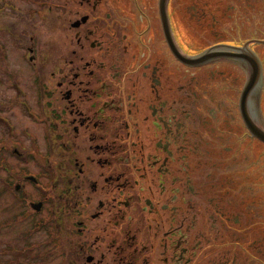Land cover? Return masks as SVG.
Listing matches in <instances>:
<instances>
[{"label": "flooded vegetation", "instance_id": "obj_1", "mask_svg": "<svg viewBox=\"0 0 264 264\" xmlns=\"http://www.w3.org/2000/svg\"><path fill=\"white\" fill-rule=\"evenodd\" d=\"M0 7L15 18L0 37L13 91L0 121L18 128L17 108L35 123L10 147L25 162L39 160L26 140L43 147L47 165L8 173L2 138V191L18 177L17 206L33 219L52 207L35 225L60 215L67 264H264V142L244 118L264 131V0ZM251 56L259 78L244 98ZM42 177L33 198L26 184Z\"/></svg>", "mask_w": 264, "mask_h": 264}, {"label": "rangeland", "instance_id": "obj_2", "mask_svg": "<svg viewBox=\"0 0 264 264\" xmlns=\"http://www.w3.org/2000/svg\"><path fill=\"white\" fill-rule=\"evenodd\" d=\"M2 1L3 0H0V6ZM12 19L15 18L13 17ZM12 19H6V12L0 7L1 38L4 32V27L6 26V24H10V20ZM40 30L43 36V34L46 33L45 27H40ZM261 49H263L264 52V46L258 47V50L261 51ZM261 54L264 61V53ZM1 71L0 58V77L2 76ZM5 92L8 94L13 93L12 90L9 91L6 86L4 87L0 84V102L3 101V99L1 98ZM262 98L264 113V93L262 94ZM16 111L17 108L11 109V116L9 117V119L12 123L14 121L18 128H14L12 131H9L5 124L0 121V141L2 138H5L7 140L6 143L9 151L6 158L8 161L7 172H13L14 174L15 172H18L23 166L28 169L27 172L31 171L33 173H36L37 171H46V161L42 159L45 152L43 150V147L37 146L38 148H35L36 146H32L30 141L26 140V142L24 143V145L27 144L26 150L32 151V154L31 152L25 151L27 152L28 156L35 155L34 150H36L39 154L35 155L37 158H39V160H34L33 162L22 161V159H17L13 154V149L10 147V144L14 138H23V131L19 129L22 125L29 124L31 128L33 127V129L35 128L37 131L40 130L35 123H33L32 125V122L24 117L23 114L22 116L17 113L15 114ZM12 112H14V114ZM0 115L3 116V113H0ZM13 133L16 134V137H13ZM17 150L20 152L23 151V149L21 150L18 147ZM0 152V156L2 154L5 155L6 149L0 148ZM30 160H33L32 157L30 158ZM23 162L25 165L23 164ZM21 163L23 164V166ZM3 173L4 171L0 165V264H67L65 254L63 256L60 255V250L66 248V245L62 240L63 235L61 232H59V228L62 224V218H60V215L56 213V215L54 214L55 220L47 223L41 220L40 222H36L35 225L34 221H36L38 218L46 217L47 213L53 216L52 207H45V210L43 212H40L38 215H36L34 219L31 218V215L27 212V209L31 211V208L29 206H27L26 209H22L14 202V185L21 182L20 179L18 177H12L11 180L9 179V182H11V184L8 186V189L10 191H8V193H5L4 191H2L4 188ZM38 183L39 184L33 186L26 184V189L34 190L32 195L33 198L37 197V190L41 188L46 189L48 187L47 179L43 177L38 179ZM38 186H40V188ZM25 212H27V214L29 215L28 217L26 216ZM30 219H32V221ZM48 226H51L53 228L55 234L49 235V233L46 232ZM57 232H59V234H57ZM53 237H55L54 243L50 241Z\"/></svg>", "mask_w": 264, "mask_h": 264}, {"label": "water", "instance_id": "obj_3", "mask_svg": "<svg viewBox=\"0 0 264 264\" xmlns=\"http://www.w3.org/2000/svg\"><path fill=\"white\" fill-rule=\"evenodd\" d=\"M264 43V40L261 41ZM253 57L252 59V63H251V59L249 60L250 63H251V68H250V75H249V78H248V81L247 83L245 84V87L242 91V96L245 98L246 95L253 89V87H255V84L259 78V74L257 73V68H258V61L256 59V57L254 56H251ZM249 63V65H250ZM244 118H245V121H246V124H247V127L249 129V131L254 135L256 136L258 139H260L261 141L264 142V131L260 130L259 128H257L253 123L252 121L249 119V117L246 115H244Z\"/></svg>", "mask_w": 264, "mask_h": 264}]
</instances>
